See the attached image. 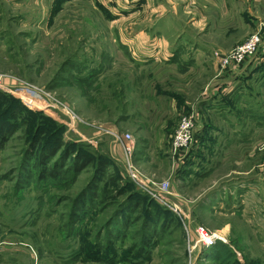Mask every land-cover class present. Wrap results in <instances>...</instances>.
Instances as JSON below:
<instances>
[{
  "label": "rangeland",
  "instance_id": "374dc122",
  "mask_svg": "<svg viewBox=\"0 0 264 264\" xmlns=\"http://www.w3.org/2000/svg\"><path fill=\"white\" fill-rule=\"evenodd\" d=\"M248 2L255 10L252 0H239V14L248 11ZM184 3L0 0V264H219L210 253L218 242L229 246L237 264H264V204H232L231 197L223 199L225 204L217 199L215 204H197L204 188H219L235 178L223 176L231 162L220 160L223 150L216 130L205 126L196 132L201 103L183 111L193 113L200 141L180 156L171 144L181 116L175 117L164 140L150 133L152 140L146 144L139 129H133L139 121L170 112L164 97H124L125 82L129 87L128 79L137 77L140 68L146 70L136 61L138 49L128 43L138 41L133 36L144 28L154 35L150 27L188 23ZM222 20L212 25L211 42L219 46L212 53L218 61L237 40L259 28L258 23L249 30L242 17L234 16L229 25ZM250 60L229 66L238 73L235 92L226 104L232 110L227 119L238 121L241 167L259 163L255 169L264 201V43ZM243 64L248 66L240 68ZM205 67L203 72L213 77V65ZM219 70L228 68L219 62ZM148 72L142 75H150L146 79L151 82L158 71L148 67ZM218 98L210 120L215 124L221 116L226 118L225 103ZM182 99L187 104L192 98ZM129 108L135 109L131 117ZM109 125L117 126L116 134L110 133ZM224 128L228 134L234 129ZM117 134H130L131 143H125L136 144L138 152L135 155L133 149L130 164L137 173H131L126 159L113 157L112 148L120 143ZM162 141L166 145L157 153L156 143ZM57 144L61 148L48 159L57 175L42 178L34 154L49 153ZM67 148L92 160L77 176L71 170L74 156L62 159ZM153 148L167 160L159 178L146 176L133 159L150 158ZM204 154L210 155L207 162ZM102 163L106 171L96 177ZM188 171L199 179L185 189L183 203L175 196L172 204L156 203L141 188L150 181L167 182L175 195L172 186L177 190L175 181ZM203 175L207 180L200 178ZM205 235L214 240L204 244Z\"/></svg>",
  "mask_w": 264,
  "mask_h": 264
},
{
  "label": "crops",
  "instance_id": "0c3cea01",
  "mask_svg": "<svg viewBox=\"0 0 264 264\" xmlns=\"http://www.w3.org/2000/svg\"><path fill=\"white\" fill-rule=\"evenodd\" d=\"M181 1L186 2L184 3L186 6L183 8L184 10L182 12L189 18L190 21L188 20V23H185L179 28L175 26L162 27L161 25L150 27V29L154 28V35H147L144 28V30L138 31V35L133 36L139 39L138 41L133 40L128 43L132 45L134 49H138V52H136V61H138V64L142 67H146V70L140 68L141 72L137 77L133 76L128 79L129 87L125 82V90L127 92L124 94V97H164L168 99L166 100L168 104L167 110L170 112L168 116L166 115L167 117L147 119L146 122L139 121L133 126V129H139L137 133L142 135V142L146 144L149 143L151 139L149 136L150 133L155 135L157 139L159 137H162L163 140L167 139L168 133H170L169 129L173 128L175 117L177 115L180 117V115L183 114L185 110L184 107L188 110L189 106H196L201 103L197 109L200 117L197 120L196 132L200 130V127L202 128L205 126H207L206 128L210 131L212 129L216 130L214 134L223 150L220 160L222 162H231L230 169L226 171L223 176L227 178L231 174H234L235 178L226 179L224 185L219 188H212L213 186L204 188L201 192L203 195L199 197L197 204H215L216 199L219 200V204H225L223 203V199H227V197H231L230 201L233 202L232 204H264V201L260 198L261 194L259 192V171L255 169L259 167V163L254 161V163L246 169L241 167L243 154L241 148V134H237L241 133L240 130H237L238 121L233 120L229 122L230 120H228L231 119L229 113L231 109L227 108L226 104L235 92L234 88L237 85L236 75L238 71H234L233 67H229L228 70L225 71L219 70V61L216 60L212 53V50L219 48V46L211 42L214 31L212 25L216 21L222 22L223 18H226V24L229 25L233 22L234 16L242 17V23L245 21L244 24L249 27V30L252 26V28H255L258 23L264 22V0H252V5L255 7L254 11L250 10V3L248 2L246 4L248 11H243L242 14H239L236 9L235 3L239 0ZM215 17L216 19L213 21ZM144 33L145 35H143ZM245 38L246 36L241 40L239 39V41L237 40L238 42L236 41L235 46L244 41ZM262 43H264V39H262ZM212 65L215 70L213 77L203 72L206 69L205 66H208L210 69ZM244 65L245 64L240 66V68ZM148 67H152L158 71L156 76H152L151 82H148V79H146L150 77V75H142L144 71L146 73H151L148 72ZM200 72L201 74H199ZM200 76L201 78H197ZM145 86H148V89L146 88V91H141ZM147 91H150V94H148ZM187 97L192 98L187 99V104L189 105L185 104V101L182 99ZM217 97L225 103L223 106V113L226 118L220 115L221 120H219L218 124H215L211 122V112L214 105H216ZM178 103H181V105H178ZM182 105L185 106L182 107ZM134 113V108L128 109L129 117L133 116ZM126 117L128 116H125V118ZM226 119L228 121H226ZM207 123L208 125H206ZM224 125L230 128L234 127L233 131H230L231 134H228ZM109 128L110 131H112L110 132L112 135L117 133L116 125L113 127L110 126ZM151 129L154 131H151ZM97 130L99 131V129ZM236 135L240 138H237ZM156 145L159 146V151L157 152L159 153L161 147L166 145V143L162 141L156 143ZM231 146H233V148ZM132 148L135 150L133 151L136 155L138 152L136 144ZM154 151L155 148L152 149V152ZM112 155L116 160L122 162L124 159V146L122 143L114 144ZM204 155V159H206L204 162L210 160L209 154ZM252 156L249 154L250 161H252ZM255 156H257V154H255ZM139 157L142 156L133 157V159L136 165L138 164L139 166H137L143 169L146 176L155 178L161 177L162 171H160V169L164 163H167V160H163L162 156H157L155 152L150 155V158L145 159ZM138 159L141 160L137 161ZM244 159H246V156ZM143 167H147L148 170L144 171ZM168 174L169 173L166 175ZM262 177H264V174ZM200 178L207 180V177H204V175ZM197 179H199V177L195 172L191 174V171H188L186 176H182L175 181L178 185H182L181 187H178V185L176 187L174 183L177 190L172 186L175 192L174 199L183 203L182 199L184 197L186 198L183 192L188 187L193 188ZM262 180H264V178ZM229 204L231 203L229 202Z\"/></svg>",
  "mask_w": 264,
  "mask_h": 264
},
{
  "label": "built area",
  "instance_id": "2783aa9c",
  "mask_svg": "<svg viewBox=\"0 0 264 264\" xmlns=\"http://www.w3.org/2000/svg\"><path fill=\"white\" fill-rule=\"evenodd\" d=\"M264 33V22L259 23V28L245 38L244 41L235 46V48L229 51L225 55H221L219 58L220 67L223 69L229 68L232 65H240L246 60H250L255 53H257L260 44L262 43V36ZM2 77L0 76V84ZM178 124L175 128V132L172 135V151L175 155L180 156L182 153H185L187 149L191 148L196 141L195 134V123H194V115L192 112L187 114H181ZM118 136V134H117ZM118 140L124 146V159H126V163L128 169L131 173L135 172L134 168L130 164V158L133 153V148L129 144L127 145L125 142L132 141V137L130 134H120L118 136ZM149 180V179H148ZM144 191L152 198L154 201L160 204H172L171 196L174 197L173 191L170 189L167 182H155L150 181L149 184L141 187ZM214 240L213 235H205L203 237V243L208 244L211 243V240Z\"/></svg>",
  "mask_w": 264,
  "mask_h": 264
},
{
  "label": "trees",
  "instance_id": "16d2710c",
  "mask_svg": "<svg viewBox=\"0 0 264 264\" xmlns=\"http://www.w3.org/2000/svg\"><path fill=\"white\" fill-rule=\"evenodd\" d=\"M184 109H185L184 111H187L186 107H184ZM198 139H199V136L196 135V144L199 143L200 141V139L199 140ZM61 146H62L61 144H57L52 150H50L51 152L49 153L47 152L46 154H44L42 150L39 151L38 155L34 154V156L37 157L34 165L37 167L41 166L42 168L41 172L39 173L40 177L42 178L53 177V176L55 177L57 175L55 173V168L49 167L50 164H49L48 159L50 160L51 157H54L55 154L61 148ZM32 151L33 153L35 152V146L33 149V145H32ZM70 156H74L73 166L71 168L74 176H77L92 161L91 158H89L85 154L78 152V151H74L71 148H67L64 154L62 155V159L66 161ZM62 167H65V164ZM106 167H107V164L102 163V165L98 167L96 170V175H97L96 177H98L100 174L105 173ZM210 253H211V259L215 262H218L219 264H237L235 261H233L234 253L231 251L229 246L221 242L220 243L218 242L217 244H215V246L211 249Z\"/></svg>",
  "mask_w": 264,
  "mask_h": 264
}]
</instances>
